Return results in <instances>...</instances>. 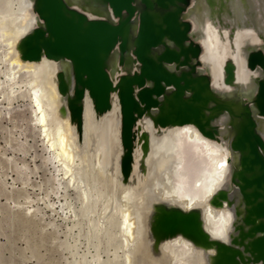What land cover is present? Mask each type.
I'll use <instances>...</instances> for the list:
<instances>
[{
	"label": "bare ground",
	"instance_id": "obj_1",
	"mask_svg": "<svg viewBox=\"0 0 264 264\" xmlns=\"http://www.w3.org/2000/svg\"><path fill=\"white\" fill-rule=\"evenodd\" d=\"M54 1L27 0L28 6L22 7V11L37 3L44 22L25 14V18L22 17L14 28H1V36L10 46V60L16 66L30 70L45 64L47 66L51 85L45 94L59 110L60 127H54L53 130L48 128V112L44 109L39 89L33 87L29 97L37 114L36 123L43 128V136L45 134L47 138L45 141L63 166V176L71 182L76 179L73 173L76 158L73 150L75 126L72 122L80 125L82 115H85L84 122L88 128V132L84 133H88L90 138L103 120L110 123V130L107 129L116 146L114 166L117 170L120 167L124 180L133 170H144L151 156L155 159V155H151V151H155L152 149L155 139L152 133L156 125H161L166 131L160 130L158 135L164 138L171 134L174 138V146L167 149L171 155L165 152L170 155V160L174 159L171 162L174 165L173 170L170 169L165 176L163 188L157 193L159 196L151 197L150 206L144 213L148 237L152 236L150 224L159 233H166L162 235L159 245L163 251L161 253L167 252L169 247L179 264H190L193 259L186 260V257H192L193 254L201 255L205 264H264V0H191L187 7L183 3L185 0H132L134 15H140L138 25L131 22L133 16L124 13L119 17L123 24L120 28L92 29L90 32L94 34L88 37L91 36L90 40L95 43L88 45L86 42L87 47L92 49L99 65V58H103V55L107 57L106 63L114 86L110 90L109 84L102 87L92 85L96 100L112 108L107 110L109 113L103 116L100 125L96 123V127H93L96 124L90 127L91 121H94L91 120L94 114L90 96L76 98V92L84 89V81L74 76V64L64 58L54 60L49 57L58 55L60 46L49 43V37L54 36L47 32L46 22L50 19L58 30L63 19L71 17L75 18L78 25L74 33L83 30L89 21L67 10L71 7L108 21L114 27L119 22L114 21L108 8L111 0H61L64 4H61L62 7ZM114 2L120 3L117 0ZM186 21L192 22L191 28ZM38 29L43 32L39 34ZM229 35L234 36V39H228ZM66 39L60 38L62 46ZM190 39L198 41L202 49L189 43ZM119 42L121 45L117 48ZM98 51L101 52L99 55ZM138 58L145 61V72L142 70L144 62H139L141 68L137 73L134 72ZM196 58L201 60L202 67H196ZM93 66L98 65L94 62ZM120 66L128 70L124 78L132 79L143 72L142 85L150 83L139 98L134 95L135 89L129 95V82H124V78L116 82ZM164 83L173 84L175 89L165 90ZM132 122L137 135L130 132L128 127ZM120 132L122 145L119 142ZM100 134L105 139L106 133L103 136ZM134 139H137L136 149L133 147ZM104 149L95 152V165L100 171L106 170ZM159 153L162 155L163 151ZM119 157L121 159L117 162ZM155 160H158L157 157ZM110 167L112 165H108ZM80 179L77 181L81 182ZM124 195L120 221L123 229L121 234H124L123 245L128 247L133 244L138 221L133 216L130 196L126 192ZM85 198L88 199L87 195ZM132 253L134 251L125 253V263H133Z\"/></svg>",
	"mask_w": 264,
	"mask_h": 264
},
{
	"label": "rangeland",
	"instance_id": "obj_2",
	"mask_svg": "<svg viewBox=\"0 0 264 264\" xmlns=\"http://www.w3.org/2000/svg\"><path fill=\"white\" fill-rule=\"evenodd\" d=\"M26 2L27 0H0V264H127L125 263V253L131 251H134V253H132V264H151V261L152 264H172L174 260V264H179V260H177V257L176 259L173 257V252H170V249H168L169 247L166 249L167 252L165 251L164 254L161 253L163 251L160 250L161 248L159 245L163 239L162 234L159 233L158 230H155V227L151 224L152 236L148 237L149 230L146 227V214L144 216V213H146L145 211L150 206L151 197L153 199V197L159 196L157 193L163 188L162 184L165 183L164 180L165 176L168 174L167 172H170V169L173 170L172 165L174 164L171 162H174V159L171 158L170 160L171 151L167 149H171L174 146V138L171 134L164 138L160 137L158 135L159 132L166 130L162 129L161 125H156L152 133V135H154V137H152L155 138L153 140L152 149H155L156 152L161 149L159 152L163 151L162 155L164 156L152 150L151 155H155V159L157 157L159 161L151 156L149 158V164L144 170H133L128 176L130 179L127 177L125 179L127 181H125L121 176L120 167L118 168L119 170H117V167L114 166L116 165L114 155L116 146L108 131L110 123L106 120L101 122L103 116L108 115V111L112 108L103 113H97L93 102L92 110L95 116L93 115V118H91V120L94 121H91L92 124L90 127L100 122L101 125L99 124L100 126L91 134L90 138L88 133H84L88 132L86 122H84V120L86 121V118H84L85 115H82L80 126L72 122L73 126H75L73 131V136L75 137L73 150L76 158L73 164V173L76 175V179L71 182L69 179L65 178L63 176V166L58 162L55 151H53L49 143L45 141L47 138L45 134L43 136V128L36 123L37 114L34 113L35 108L29 97L33 87L40 90L44 102V109L46 108L45 110L48 112V128L51 130H53L54 127L57 128L61 120V118H59V110L56 105L51 104L45 94V92L50 89L51 85L47 77V66L45 64L35 70L32 69L34 71L28 68H22V70L21 67L11 62V56L9 54L10 46L1 36V30L3 28H5L3 30L14 28L15 25L20 23L19 21L25 18V14L44 22L38 12L37 3L30 5L27 10H25L27 12L22 11V7L28 6V2ZM190 3L191 0H186L184 4L187 7ZM108 8L114 21L119 22V25V19L121 21L122 19L119 18V16H115L111 4H108ZM71 9L83 12L76 7H71ZM122 12L123 14L128 13L125 9H123ZM86 14L92 20H102L101 18L90 16L88 13ZM139 18L140 15L137 13L133 16L131 22L137 24L140 21ZM2 20L5 21L3 22ZM228 39L233 40L234 36L229 35ZM195 41L196 40L190 39L188 42L193 43L195 46H201L199 42ZM120 45L121 42L117 44V48H119ZM200 49H202V47H200ZM132 54L134 57L136 56L134 51H132ZM195 65L196 67H202V62L199 58L195 59ZM134 67L135 73L141 68V63H139L137 59ZM24 69L27 71L29 70V72ZM12 73H15V75L13 76ZM126 75H128V70L120 66L116 82ZM205 75L212 80L208 74ZM6 76H9V78ZM42 77L45 79H41ZM44 82H47V84ZM39 83L40 85H38ZM42 84H44V86ZM149 86L150 83L148 82L139 86V88L138 85H136L134 88V95H137L139 98L140 93ZM164 89L174 90L175 86L170 83H164ZM117 95L118 93H116V96ZM85 96L88 97V93H85ZM169 102L171 101L169 100ZM97 124L93 127H96ZM103 124L105 125L104 127ZM120 126L121 124H119V129L121 131ZM99 133H102V136L105 134V139H103L104 136L102 138ZM134 133L137 135L136 132ZM84 134L87 135L84 136ZM119 134V142L120 145H122L123 140L121 132ZM169 137L172 138L170 139ZM110 143H112V145H110ZM136 143L137 139H134V149H136ZM99 146L101 147L99 148ZM107 146H109V148ZM112 147L114 148L112 149ZM165 148L166 150H164ZM98 149H104L103 151L106 154V170H104L105 168L103 169L105 172L102 170L100 171L95 165V154ZM107 150H109L110 155ZM153 152H155V154ZM165 152H168L170 155L165 154ZM90 154H92V156ZM120 155H122V153ZM165 155L169 158L165 157ZM120 159L121 157H119L117 162H119ZM108 165H112V167L108 168ZM76 166L78 169H76ZM155 166L157 167L155 168ZM165 170L166 172L164 173ZM118 176H121L123 179ZM79 178H81V182L77 181ZM124 182L127 183L125 184ZM126 185L130 186L126 187ZM123 191L126 192L128 197L130 196L133 205L132 210L134 209L133 216H135L138 221L137 233L134 238L135 241L132 240L133 244H129L130 246L128 247L123 245L124 234H121L123 229L121 224L122 217H120L122 216V212L120 209L121 203H123L125 197V195L123 196V194H125ZM152 194L155 196H152ZM85 195H87V200H85ZM99 199L100 201L98 202ZM136 246L139 249H137ZM128 249L132 250L129 251ZM189 256L186 257V260L193 259L190 264H205L201 255L198 256L193 254V256L191 255L192 257ZM171 258L173 259L170 261ZM166 259L170 262L166 261ZM197 259L199 260L198 262Z\"/></svg>",
	"mask_w": 264,
	"mask_h": 264
},
{
	"label": "water",
	"instance_id": "obj_3",
	"mask_svg": "<svg viewBox=\"0 0 264 264\" xmlns=\"http://www.w3.org/2000/svg\"><path fill=\"white\" fill-rule=\"evenodd\" d=\"M115 0H111L109 2V4H111V6L114 9V14L115 16H119L121 17L123 15V9L127 10L128 15L129 16H135V9L133 8L132 5V0H117L120 3H115ZM185 1H183V3H185ZM54 3L56 5H60L62 7L63 2L61 0H55ZM62 4V5H61ZM69 10L71 13L75 14L78 16V18L82 19V20H87L89 21V25H87L83 30H77L76 33H74V31L76 29H78V25L77 22L75 20V18H65L63 19L62 23L60 24L58 27V30L55 28L56 26L51 23L50 19H47L46 22V29L47 32H50L51 35H53L54 37H49V43L53 44V45H59L60 46V53L58 55H50L49 57L54 59V60H59V59H67L69 61H71L74 66V76L76 77L77 80H83L84 81V89L83 90H78L76 92V98L77 99H82L83 97H85V93H88V95L90 96V98L93 100L94 102V107L97 113H103L107 110L110 109V105L109 104H102L99 101L96 100L95 97V89L94 86H99L102 87L106 84H109L110 86V90L114 89V86L112 85V81H111V76L109 75V66L106 63V58L103 55V58H99V62L100 65L98 64L97 60H96V56L93 57L92 54V49L88 48L87 46L95 43L92 42V40H90V37H88L89 35H93L94 33L90 32L92 29H96V28H108V30H113V29H118L121 27L122 22H120V24L116 27H114L111 23H109L108 21L105 20H92L89 18V16H87L86 13L81 12L80 10H74V9H67ZM180 11L183 10V8H179ZM42 17V15H41ZM128 19L125 21L127 22ZM124 23V22H123ZM189 28H191V24L192 22L190 21V23L188 21L185 22ZM76 27V29H75ZM39 34H41L43 31L41 29H38ZM59 31V32H58ZM74 33V35H73ZM60 36V37H59ZM69 36V38H68ZM63 37H67V41L64 43V46H62L60 44V38ZM85 37H88L87 40L84 41V43L82 44V41L85 39ZM193 40V39H191ZM86 42H88V45L86 44ZM198 42V41H195ZM199 49L202 46H197ZM99 53H101L100 51H98V55ZM98 58V56H97ZM147 60V59H146ZM139 62H144L143 63V72H145V61L141 60L140 58H138ZM96 62V64L98 66H93V63ZM143 72L141 74V76L139 74H136L135 76L137 77V79L132 78V79H128V78H122V80L125 82H129L127 85L129 87V95L132 92V90H134V87L136 85L141 86L143 83L144 77H143ZM139 75V76H137ZM81 80V81H82ZM90 83H92L90 85ZM94 85V86H92ZM81 121V120H80ZM81 125V122H80ZM79 125V126H80ZM133 125L134 122L130 123L128 125L130 132L133 131ZM256 169V168H254ZM172 232V231H170ZM162 235H166V233H162Z\"/></svg>",
	"mask_w": 264,
	"mask_h": 264
}]
</instances>
